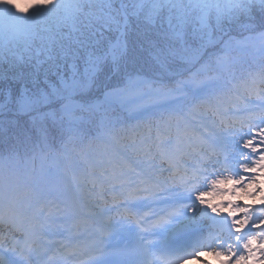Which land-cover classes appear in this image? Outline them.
I'll return each mask as SVG.
<instances>
[{
  "label": "trees",
  "instance_id": "16d2710c",
  "mask_svg": "<svg viewBox=\"0 0 264 264\" xmlns=\"http://www.w3.org/2000/svg\"><path fill=\"white\" fill-rule=\"evenodd\" d=\"M31 12L23 35L0 25V161L93 149L100 126L121 137L135 119H169L157 103L137 114L113 101L121 91L167 105L184 84L178 105L192 108L190 79L216 94L264 65V0H47Z\"/></svg>",
  "mask_w": 264,
  "mask_h": 264
},
{
  "label": "rangeland",
  "instance_id": "374dc122",
  "mask_svg": "<svg viewBox=\"0 0 264 264\" xmlns=\"http://www.w3.org/2000/svg\"><path fill=\"white\" fill-rule=\"evenodd\" d=\"M40 1L45 3L47 0H0V15L5 16L4 20L10 19L9 27L14 35L25 33L27 28L26 14L31 15L32 8ZM260 40L262 41L260 55H264V38ZM260 79L264 82V65L252 75L238 79L231 88L228 89V86L224 85L225 90L215 96L205 83L208 79L197 82L192 78L186 85L192 91L193 89L198 91L200 89L199 94L196 93V98L205 97V99H199L193 112L178 107L184 84L180 85L176 93L172 95L175 98L174 101L167 103V105L163 101L171 99L168 95L154 96V102H151L149 95L139 89H136V91H121L116 95L113 94L112 97L110 96L111 99L123 104L137 114L152 107L154 103L160 105L161 108L166 106V109H172L171 117L176 121V125L169 126L165 124L166 131L160 130L161 133L168 134L165 139L162 140L161 136L156 134L155 127L153 133L142 135L140 133L141 126L137 123H130L126 135L131 134V141L126 143L123 140H116L108 133L106 128L100 126L103 136L99 149L94 153L83 152L79 155H74L71 152L65 153L64 151L60 171L54 169L57 156L52 152H48L44 156L25 158V160L12 155L0 161V171H2L0 172V178L5 177L6 170L3 171L2 166H6L16 171L24 182L21 187L12 190L8 189V186L5 187L6 182L2 181L0 184V191L8 194L7 198L13 197L17 209L14 212L13 210H7L9 207L4 201L0 202V205L4 207L7 205L8 215L21 220L19 224L21 231L18 232L14 244L17 245L24 238L35 235L37 227L42 223L39 220L43 217L50 220L54 215L55 211L49 207L50 202L48 200V188L52 185L59 184L68 196H72V198L70 197L71 205L79 209L74 203L76 196L74 190L79 187H87L84 176L92 179L91 177L95 176L103 177L102 174H104L109 179H130L133 178L132 174L134 172H157L156 167L162 155H157L155 149L158 151L168 145L170 141H175L177 144L183 143L180 144L181 147H184V145L196 146L193 152H201L199 150L201 147L203 148V145L204 147L205 145L206 147L208 145L217 147L223 157H229L230 159L227 167L229 174L242 172L246 175L238 181V185L232 181L223 186L222 190L226 193L223 197L216 196L218 183L215 178L212 179V177L218 176L217 171L214 172L215 175L213 173L211 174L212 177L207 179L208 183L202 182L201 185H197L191 191L196 192L197 195L191 197L189 204L199 208V215L203 211L210 212V219L219 217L218 223L222 224L221 233L238 230L237 233L240 234L238 240L232 241V244H230L228 241L219 240V233H214L211 239L212 242L214 241L215 249L219 250L221 246H225L228 249V254L216 253L213 256H206L208 250L204 249L190 256V262L194 264H264V252L260 249L262 245L264 247V204L262 207L255 205L256 201L264 203V85H260ZM252 85L255 87L254 91L249 90ZM253 93L256 95H251ZM249 101L251 104L248 103ZM201 105H206V108L200 109ZM33 108L31 107L30 110ZM235 116L240 120L242 119L244 126L237 123L220 124L221 120L227 121L229 118H235ZM177 130H180V132H176ZM250 134L257 136V145L248 138ZM251 146L257 149L247 151L246 148L252 149ZM260 151L262 152L260 153ZM256 155L259 158L254 159L252 164V159ZM141 156L144 159L142 162L138 160V157ZM181 161L183 162V160ZM118 164H121V167ZM88 167H94L96 171L93 170L90 173ZM255 170H258V173L252 176ZM124 171L130 172L131 175L125 174ZM51 176L54 179H51ZM103 179L102 182H108V180ZM98 183L101 184V182ZM94 188L96 187L94 186ZM232 189L235 190V199H237V202L234 199V206L230 208L219 206L214 211L213 206L217 203L223 205L231 203L232 197L228 194ZM7 200L11 199L8 198ZM194 200L198 204H195ZM41 204L50 209L48 214ZM82 207L88 206L84 205ZM243 208L244 210H242ZM230 210L234 215L238 211H242V214L235 215V218H229ZM187 212H191L188 206L181 207L178 213L171 215L170 222H175H166L164 225L171 226L170 224L175 223L177 229H183L184 223H180L178 217ZM89 215L92 216V212L89 211ZM93 219L96 230L104 229L98 223L96 216H93ZM250 219L256 220L249 222ZM207 225L208 221H200L196 227H192V230L195 228L203 230L207 228ZM161 242L165 243L164 240ZM2 244L1 241L0 246Z\"/></svg>",
  "mask_w": 264,
  "mask_h": 264
},
{
  "label": "bare ground",
  "instance_id": "6f19581e",
  "mask_svg": "<svg viewBox=\"0 0 264 264\" xmlns=\"http://www.w3.org/2000/svg\"><path fill=\"white\" fill-rule=\"evenodd\" d=\"M260 80H262V79H260ZM248 138L251 139L252 142L255 145H257V142H256L257 136H255L253 134H250V136ZM180 144H183V143L177 144L175 141H173V142L170 141L168 145H166L164 148L159 149L158 151H156V149L153 148V149H155V153L157 155H159V156L162 155V158L160 160L162 163L159 162L157 167H160L161 165H165V164H168L170 166L173 165V164L176 165V166H179L178 163H180V161H179L180 157H183V158L184 157H188V159H191L190 156H186V154H185L186 152H184V150L181 149L183 146L181 147ZM184 146H186V145H184ZM195 148H196V146H195ZM251 148L252 149H248V148H246V149H247V151L249 150V152L253 151L254 149H257V148H253L252 146H251ZM199 151H201V153H204L203 155L202 154H199V155L204 156V159H209V160L213 161L214 163H216V161L221 158V154H222V153L219 152L217 147H214V146H211V145H208L207 147H206V145H205V147L203 145V148L201 147ZM261 152L262 151H260V153ZM198 153H200V152H198ZM258 155H256L252 159V164H253V160L254 159H258L259 158V157H257ZM138 160L139 161L140 160L144 161L143 156L138 157ZM2 168H3V171L6 170V175H5L4 178H0V184H1L2 181L6 182L5 183L6 186L5 185L4 186L5 187L8 186V189H11V190L14 189V188H19V187L22 186V184L24 182H23V180L20 179V176H19V174L16 171H14L10 167L8 168L6 166H2ZM93 170H96V168L88 167V172L91 173ZM184 170H185V168H184ZM218 170H220L219 172H221V174L219 176V186L216 189V192H217L216 196L217 197H223V196L226 195V193L222 190V187L224 185H226L228 182L233 181V182L236 183V185H238V181L241 178H243L244 176H246L245 173H242V172H239L237 174H229L227 170H223L222 168H219ZM257 171L258 170H255V172L253 173L252 176L257 175V173H258ZM0 172H2V171H0ZM84 178L86 179L85 182L87 184V189H90L89 191H87V195L85 196V201L87 203H89L90 195L91 196H96V191H94V188H92V186L101 187V185L99 183L93 181L92 179L88 178V177L84 176ZM187 180H188L187 177L185 179H183L184 182H186ZM205 182L207 183L208 180H206ZM55 192H57V190H55L54 193ZM193 194H197V193H193ZM7 195L8 194H6L5 192H3V191L1 192L0 191V199H1V201H2V199H5V197ZM228 195H231V197H232V201H231L230 204L223 205L222 203H217L215 206H213V209H216L219 206L220 207H227V208H230L231 206H234L235 201L237 202V199H235L236 198L235 197V195H236L235 190L232 189V191ZM8 198H10V197H8ZM234 199H235V201H234ZM189 209H191V212H189L187 214H184L179 219L181 221V223H184V229L185 230H189L192 226L198 225L200 223V221H204L205 219H209L210 218V213H208V212H202L201 215H199L198 208L190 206ZM91 210L95 212L96 208L91 207ZM242 210H244V208ZM1 213H3L2 205H0V214ZM239 214H242V211H240V212L238 211V213H235V215H237V216H239ZM235 215L230 210L229 217L230 218H235L236 217ZM8 218H9V216L6 217V216L1 215L0 219H2V220L0 221V235L4 234V227L8 226L7 221H6V219H8ZM253 220H256V219H252V220L250 219L249 222H251ZM189 221H191V222L189 223ZM174 227L175 226H169V227H166V228L167 229H173ZM12 229H10V230H12ZM217 229H218V227L211 226L210 229H207L205 231L197 230L194 234H192V237H193V239H196L197 241L200 240L201 237L209 239V237L212 235L213 231H215V230L218 231ZM237 231H230L229 230V231H225L223 233L220 232L219 235H220L221 239L219 238V240H221V241L225 240V241L230 242V244H232V241L235 242V241L238 240V235L240 233L238 234ZM12 232L14 233V229H13ZM24 243L26 244V241ZM196 245L201 250H204V249L208 250V253L206 254V256H213L216 253L225 254V255L228 254V249L225 246H221L219 248V250H216L215 247H214V241L212 242V241L209 240V242L207 244H202L201 242L198 241ZM7 256H8V252L6 253V256L1 258V264H5L6 263L5 261L7 259ZM191 263L192 262H190V260H188V261L182 262L181 264H191Z\"/></svg>",
  "mask_w": 264,
  "mask_h": 264
}]
</instances>
